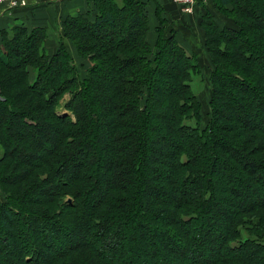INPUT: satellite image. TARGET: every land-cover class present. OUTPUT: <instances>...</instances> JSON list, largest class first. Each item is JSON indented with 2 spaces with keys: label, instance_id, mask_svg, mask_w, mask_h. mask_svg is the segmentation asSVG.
Instances as JSON below:
<instances>
[{
  "label": "trees",
  "instance_id": "16d2710c",
  "mask_svg": "<svg viewBox=\"0 0 264 264\" xmlns=\"http://www.w3.org/2000/svg\"><path fill=\"white\" fill-rule=\"evenodd\" d=\"M151 2L87 0L85 13L63 19L52 55L45 28L0 31V241L14 246L0 252V264H154L147 262L154 257L190 264L189 254L212 248L214 239L206 238L217 228V254L201 264H264V70L254 64L256 55L264 61V7L252 14L250 0H212L222 25L202 16L212 71L211 121L201 130L192 87L201 75L197 54H188L175 32L163 36L171 25L156 3L149 42ZM116 24L122 32H111ZM167 59L180 63L176 73L166 70L173 65ZM160 80L171 87L158 91ZM234 109L246 113L242 122ZM43 131L52 138L51 145L44 138L47 148L37 142ZM103 168L110 181L101 189ZM40 187L47 189L36 193ZM148 191L158 196L147 200ZM251 195L257 202L249 203ZM78 231L87 242L74 241ZM168 244L183 254L156 252ZM117 247L120 259L107 251ZM16 254L19 262L9 263Z\"/></svg>",
  "mask_w": 264,
  "mask_h": 264
},
{
  "label": "rangeland",
  "instance_id": "374dc122",
  "mask_svg": "<svg viewBox=\"0 0 264 264\" xmlns=\"http://www.w3.org/2000/svg\"><path fill=\"white\" fill-rule=\"evenodd\" d=\"M250 1H251V8H252L251 13L252 14H258V13H260V10L264 7V1L263 0H260V1L250 0ZM145 2H149V0H144V3ZM175 4L177 5L178 9L180 10V12L182 14L191 15V13L194 10V8H193L192 9V12L189 13V14L183 13L181 11V9H180L181 7H179L180 5H178L177 3H175ZM205 14L211 15L212 18L215 19V20H217L216 17H218L220 20L221 19L225 20V16L223 15L222 12H220L219 10H217L215 8V4L212 5L211 12L204 13L203 15H205ZM163 16H164V14H163ZM259 16H260V14H259ZM165 19H167L170 22V25L171 26H170V28H168L164 32L163 36L167 38V37L170 36L171 32H175V34H176V40L178 41V33H177L178 30L176 31V29L174 28V24H172V22L169 20V18H166L165 17ZM199 25H200V23H199ZM219 25H222V23L220 21H219ZM122 30H123V25L121 26V25L116 24L115 29L114 30H111V32L112 33H114V32H122ZM100 33H101V35H104L103 38L109 37V36H106L109 33L108 30H105L104 29ZM50 45H51V47H53V46L57 45V43H55V41L53 40L52 42H50ZM55 49L56 48L53 47L51 50H49L50 53H54ZM204 51H206L205 46H204V50L200 46V47L194 48L193 50L186 51L188 54H190V53L197 54V56H196L197 57V61L199 63L200 69H201V75L195 77L194 78V82L192 83L193 90H194V92L196 94V97L198 99V102L200 103V116H201V118H200V129L201 130H203L207 126H209L210 121H211V108H210V99H211V97H210L209 86H208V83H207V77L209 76L210 72L212 71V65L210 63L209 57L206 55V53ZM72 53H73V51H72ZM72 53L70 52V54H72ZM149 58H152V57L149 56ZM259 58H260L259 55H256L254 57V64H256V66H260V70H264V61L259 60ZM73 60H74V62L77 63V65H79V64H81V63L84 62L83 60L77 59L75 56L73 57ZM165 62L166 63L167 62H172L173 65H174L173 66L170 63L169 64H166V70L168 71L169 74H173L175 72V70H176V72L178 71V67L180 65L179 62H176V60H174V59H172V60H168L167 59ZM173 69H174V72H173ZM28 72H29V80L31 82L33 80V78H34V70L31 67H28ZM81 72H83V71L81 70ZM161 77H163V76H161ZM161 81L162 80H160V81H158V83H156V89L158 91L164 92V91H166V89L170 88L171 85H172L170 83L163 84ZM67 100H68V97L67 96H64L62 98V100L58 104L57 110H58V112L60 114H66V111L64 110V105L67 102ZM261 113L262 112L260 111V114L257 116V119H258L259 116L261 117ZM230 114H231L232 117L238 118L239 121L242 122L243 117H245L244 115L246 113L245 112H238L237 110L234 109V110H231L230 111ZM262 115L264 116V113H262ZM257 119L254 118V117H252L251 119H249V122H248L249 125H251V126L254 125L255 124V120L257 121ZM15 129L17 130V123H16V121H13L12 122V126L10 128V133H14L15 132ZM107 134H108V131H105V130H102L100 132V135H101V138H102V141H103L104 144L105 143H108V136H107ZM36 136L37 135H35V137ZM157 136H158V134L152 133L151 136H150V139L152 141L153 140H159V138ZM44 138L48 139V143H50L49 145L52 144V140H51L52 138H51V136L49 134L47 135L45 133V136L43 138H38V141H37L38 144H39L38 146H40L41 148H47V146H48L47 145V142H45L46 139H44ZM49 140H50V142H49ZM171 140L173 141V139H171ZM161 142L168 143L169 140L167 138H163ZM1 153H2V149L0 147V155H1ZM167 157H165V154H164L163 157L160 158V159L163 162H169L170 159H168ZM73 162H75V159H73L72 162H71V164L68 165V174H71L72 172H75V168L72 166ZM221 172L223 173V175H226V170L225 169H223ZM148 175L150 177L154 178L157 175V173L151 171V172H148ZM258 175H260V173ZM217 176H219V175H217ZM58 177H60L62 179H65L66 177H69V175H67V173H61ZM221 177H223V176H221ZM98 179H99V183H98L99 184V187L101 189H104L106 187V184L108 183V181H110V178H109L108 173L106 172L105 168H103V169L100 170L99 175H98ZM224 181H225V179H224ZM222 182H223V180H222ZM46 189L47 188L40 187L36 191V193H38V192L39 193L44 192ZM95 194L98 195L99 193L96 192ZM145 196H146V198L148 200V199H151V197L158 196V194L156 192H153V193L150 194V192L148 191V192L145 193ZM248 198H249L248 199L249 200V203L250 202H252V203L257 202L256 201L257 200V196H255V195L254 196L251 195ZM70 199H71L70 197L66 196V198H65L64 201L70 202L71 201ZM5 200H6V196L3 194V192L0 189V204H3L5 202ZM246 202L247 201L245 199V196L241 197L238 200V208L239 207L240 208L243 207ZM195 228H199V225L197 227H193L192 228V232L193 233L195 232ZM220 230H222V229L221 228L212 229V232L210 233L212 235L209 234L210 237H207L206 239H214L212 241L214 243H217V240L220 239L219 238L220 236L218 235L220 233L219 232ZM242 233H243L242 236L244 237V235H245L244 233L245 232H242ZM2 234L3 233L0 230V238H2ZM74 241H76V242H87L85 236L80 231L77 232V236H75ZM214 243L212 244V248L211 249L206 248V249H202L198 254H189L188 255V258H187L188 259L187 262L188 263L190 262V264H192V263L201 264V263L207 261V259H206L207 257H213L214 255H216L217 254V248L214 246ZM3 244H5V241L4 242L3 241H0V252L3 253V254H6V253H4L6 251L7 252L11 251V248H14V246H8V245H7V248H4L2 246ZM155 244H156L155 246L158 247L157 242H155ZM62 245L64 246L65 245V242L62 243ZM164 248L167 249L169 252H171L174 255L175 254L176 255L183 254L182 253L183 252L182 249H175L172 244L163 245V249L157 248V251L156 252L162 253L164 251ZM107 251H108V254H110L111 256H113L112 258H116V259H120L121 258V255H120L121 250H119L118 247L117 248H114V249H108ZM158 253H156V255H159ZM20 256H21V254H19V255L16 254L14 256H7V261L9 263L19 262L18 259H19ZM132 257H133V255H132ZM147 262L148 263L150 262V263L158 264L159 263V259H158V257H154V258H151V259L148 258Z\"/></svg>",
  "mask_w": 264,
  "mask_h": 264
},
{
  "label": "crops",
  "instance_id": "0c3cea01",
  "mask_svg": "<svg viewBox=\"0 0 264 264\" xmlns=\"http://www.w3.org/2000/svg\"><path fill=\"white\" fill-rule=\"evenodd\" d=\"M147 4V12L150 20V33L148 40L153 43L155 40V28L157 19L155 16V5L158 4L163 8L164 17L174 24L178 33V42L186 50H193L196 47H202L204 50L203 32L200 30L199 23L202 15L208 11L211 12L212 0H197L196 7L191 15L180 13L177 5L173 0H153ZM156 3V4H155ZM88 10L87 0H51L46 2L31 1L26 7L16 9H6L0 5V31L9 30L14 26H24L28 30L33 28H45L48 38L45 48L50 53L53 47L55 51L59 47V33L62 29V21L67 16H73L78 13H85ZM217 21L221 22L218 17ZM55 41L57 45L51 47L50 42ZM63 45L68 51L72 52L71 45L62 40ZM54 51V52H55ZM206 53V51H204ZM73 54V53H72ZM207 55V54H206Z\"/></svg>",
  "mask_w": 264,
  "mask_h": 264
},
{
  "label": "built area",
  "instance_id": "2783aa9c",
  "mask_svg": "<svg viewBox=\"0 0 264 264\" xmlns=\"http://www.w3.org/2000/svg\"><path fill=\"white\" fill-rule=\"evenodd\" d=\"M31 1L46 2L51 0H0V5L9 10L26 7ZM174 2L180 5L179 7H181L183 13L187 14L191 13L196 5V0H174Z\"/></svg>",
  "mask_w": 264,
  "mask_h": 264
}]
</instances>
